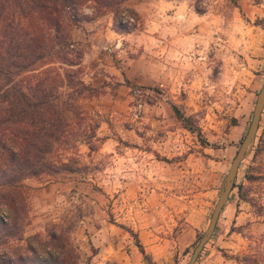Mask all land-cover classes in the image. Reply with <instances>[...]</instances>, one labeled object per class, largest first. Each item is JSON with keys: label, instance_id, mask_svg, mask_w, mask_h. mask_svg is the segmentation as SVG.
Wrapping results in <instances>:
<instances>
[{"label": "rangeland", "instance_id": "1", "mask_svg": "<svg viewBox=\"0 0 264 264\" xmlns=\"http://www.w3.org/2000/svg\"><path fill=\"white\" fill-rule=\"evenodd\" d=\"M188 2L220 21L121 13L126 32L104 11L70 27L68 61L49 65L85 85L60 88L68 138L51 157L72 170L23 181L25 211L5 245L12 254L54 264H99L113 253L103 264H187L264 83V0ZM194 264H264V109Z\"/></svg>", "mask_w": 264, "mask_h": 264}, {"label": "trees", "instance_id": "2", "mask_svg": "<svg viewBox=\"0 0 264 264\" xmlns=\"http://www.w3.org/2000/svg\"><path fill=\"white\" fill-rule=\"evenodd\" d=\"M126 1L0 0V264H54L41 259L34 247L28 251L37 257L12 254L5 246L15 234L20 212L25 211L23 181L72 170L68 163H57L51 156L68 138L60 88H72L76 83L70 71L61 73L49 64L68 61L73 45L69 30L78 21L110 11L114 29L129 32L128 23H121L125 21L121 13L132 17L135 12ZM87 2H92L90 16L83 10ZM76 85L85 88L81 82ZM172 109L188 123L175 105ZM50 238L56 239L54 232ZM138 247L146 257L142 246Z\"/></svg>", "mask_w": 264, "mask_h": 264}, {"label": "water", "instance_id": "3", "mask_svg": "<svg viewBox=\"0 0 264 264\" xmlns=\"http://www.w3.org/2000/svg\"><path fill=\"white\" fill-rule=\"evenodd\" d=\"M263 109H264V83H263L262 88L257 94V98H256V102L253 108V113H252L250 124L248 126L247 132L238 150L236 151L232 159L230 167L227 171L223 185L219 192L218 200L212 210L209 223L204 233L201 235L195 247L193 248V251L191 253V256L187 264H194L196 262L200 252L203 250L205 244L208 242V240L210 239V237L212 236L214 232L219 215L225 203L227 202L231 191L234 188V182H235V178H236L239 166L241 162L246 158V156L251 152L254 146Z\"/></svg>", "mask_w": 264, "mask_h": 264}, {"label": "crops", "instance_id": "4", "mask_svg": "<svg viewBox=\"0 0 264 264\" xmlns=\"http://www.w3.org/2000/svg\"><path fill=\"white\" fill-rule=\"evenodd\" d=\"M189 0H128L126 6L145 18V21H220V14L214 9L196 12ZM149 12L145 10L147 9ZM115 253L105 259L115 260ZM102 259L99 264L106 263ZM95 260H97L95 258Z\"/></svg>", "mask_w": 264, "mask_h": 264}, {"label": "built area", "instance_id": "5", "mask_svg": "<svg viewBox=\"0 0 264 264\" xmlns=\"http://www.w3.org/2000/svg\"><path fill=\"white\" fill-rule=\"evenodd\" d=\"M130 20H132V18H129ZM128 20V19H127ZM127 20H125V21H127Z\"/></svg>", "mask_w": 264, "mask_h": 264}]
</instances>
